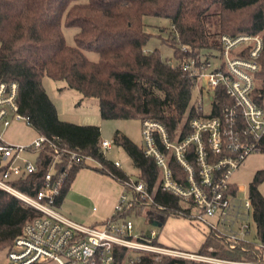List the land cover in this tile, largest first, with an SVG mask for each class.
I'll use <instances>...</instances> for the list:
<instances>
[{"label":"trees","instance_id":"1","mask_svg":"<svg viewBox=\"0 0 264 264\" xmlns=\"http://www.w3.org/2000/svg\"><path fill=\"white\" fill-rule=\"evenodd\" d=\"M146 17L168 20L170 35L163 43L173 48V64L158 49H146L153 35L145 29ZM63 27L78 29L75 46L67 44ZM225 34L262 35L264 42V0H0V83L18 84L20 113L30 118L29 126L38 136L52 142L45 143L39 152L38 172L14 182V186L35 195L54 164L65 173L60 205L78 173L90 166L71 160L63 150L92 158L99 163L95 170L119 183L129 178L101 150V127L60 120L43 85L45 77L65 82L84 98L98 99L104 120L158 121L174 136L183 127L189 132V121L203 115L192 103L196 79L183 64L220 58V40ZM91 52L98 55L97 60H90L87 53ZM258 61L261 70L257 77L264 80V49ZM216 93L214 115L220 113L221 104L231 101L222 88ZM114 142L132 158L139 172L137 181H144L152 193L160 176L155 161L126 135L116 133ZM171 166L177 176L183 174L176 162ZM262 182L264 170L249 184V193L264 243V197L258 188ZM155 200L163 207H151L148 219L162 226L172 217L187 219L178 215L182 204L176 197L159 189ZM141 208L126 209L121 216L126 218ZM37 216L40 212L0 189V247L9 249L25 223ZM212 246L223 248L215 234L206 233L199 252L209 253ZM219 255L242 257L226 251ZM155 258L147 256L142 264H202L168 256L160 261Z\"/></svg>","mask_w":264,"mask_h":264},{"label":"built area","instance_id":"2","mask_svg":"<svg viewBox=\"0 0 264 264\" xmlns=\"http://www.w3.org/2000/svg\"><path fill=\"white\" fill-rule=\"evenodd\" d=\"M220 43V58L183 64V69L196 79L195 87L203 96L195 103L203 115L189 121L190 131L183 127L173 136L158 121L142 122L143 152L160 171L158 186L151 193L144 181L129 176L121 183L125 192L113 215L100 225L80 224L59 212L58 199L65 173L59 172L54 164L35 195L14 186V182L38 172V160L33 164L21 155H39L45 143H52L47 137L39 136L29 146H11L0 138V189L40 212V216L25 223L14 239L5 264H142L147 256L175 257L202 264H264V243L260 238L246 240L251 233V223L247 222L250 214L259 234L253 200L249 193L245 204L238 203L239 187L231 181L248 156L264 152V80L257 77L264 42L262 35L225 34ZM168 62L173 64L171 59ZM218 88L231 101L221 104L220 113L214 115ZM18 95L16 82L0 83V125L8 127L15 121L30 125V118L19 111ZM207 105L209 111L205 109ZM101 142L104 153L115 143ZM54 148L59 154L56 144ZM63 153L78 163L94 161L76 152L63 150ZM56 158L59 160L60 156ZM172 161L179 165L182 175L175 174ZM114 164L121 168L119 162ZM159 189L182 204L178 215L215 234L223 248L212 246L204 254L187 252L159 243L155 230L133 234V222L121 214L141 206L163 207L155 200ZM222 251L239 253L242 257L218 256Z\"/></svg>","mask_w":264,"mask_h":264},{"label":"rangeland","instance_id":"3","mask_svg":"<svg viewBox=\"0 0 264 264\" xmlns=\"http://www.w3.org/2000/svg\"><path fill=\"white\" fill-rule=\"evenodd\" d=\"M145 23L146 31L151 34L153 33L152 38L146 45V49L151 52L158 49L162 57L166 60L173 58V48L163 43V39H167L170 35V30L167 29L168 20L146 17ZM63 31L67 44L75 46L74 35L77 33L78 29L63 27ZM87 55L90 60L98 59L96 53L91 52L87 53ZM218 63L220 64L219 60ZM43 85L49 97L57 107L60 120L78 125L99 126L102 130V141L113 140L114 142L116 133L126 135L139 147L143 148V126L140 119L104 120L101 116L98 99L84 98L79 92L69 89L65 82L54 81L49 77L43 79ZM192 94V103L200 101L203 97L201 93L199 94L196 87L193 89ZM205 109L209 111V105H207ZM38 137V134L30 128L25 121L12 122L8 127L0 125V138L11 146H29ZM105 156L114 163L119 162L121 164L120 169L126 172L133 180L138 178L139 172L125 149L114 143L111 149L105 151ZM21 157L29 160V162L33 164L38 160V154L36 153H23ZM89 163L90 166L82 169L77 177H80L79 186H77L79 191H84L83 185H89L86 187L84 195L75 196L74 194L76 198L74 200L75 202H70L68 201L69 194H71V192L73 193V191L70 190L59 209V212L63 216L84 225H94L96 222H103L111 218L118 204L117 202L125 192L124 185L119 183L115 178L95 170V168L99 167L98 162L92 161ZM263 170L264 152L248 156L245 162L239 167V170L233 174L231 181L239 187L236 196L238 203L245 204L248 201L249 184L254 180L255 175ZM258 188L264 197V182L260 183ZM129 196H131V193H129ZM114 199L115 204H112V200ZM100 201L102 206L98 204ZM95 208H101V211L97 212ZM149 210L150 208L142 206L140 211H136L126 217L134 224L133 234L138 236L141 235L143 231L149 233L151 230H155L159 233V241L167 247H174L187 252H199L201 250L207 230L199 229L193 226L189 221L187 222L185 219L177 217L170 218L164 226L159 222L155 225L154 221L146 217ZM102 216L107 217L101 219ZM247 222L251 223V233L246 236V240L258 241L259 234L254 224L253 215L250 214L247 218ZM7 250L8 248H6V246L0 247V263L2 264L6 263ZM161 258L162 256H159L156 257L155 260L160 261Z\"/></svg>","mask_w":264,"mask_h":264},{"label":"crops","instance_id":"4","mask_svg":"<svg viewBox=\"0 0 264 264\" xmlns=\"http://www.w3.org/2000/svg\"><path fill=\"white\" fill-rule=\"evenodd\" d=\"M31 128V127H30ZM33 129V128H32ZM34 130V129H33ZM35 131V130H34ZM36 132V131H35ZM37 133V132H36ZM95 161V160H94ZM97 162V161H96ZM89 165H90V163H88ZM80 173V172H79ZM79 173H78V175H79ZM78 175H77V177H78ZM76 177V179L74 180V182H73V184H72V186H71V189L70 190H72L73 191V193L71 192V194H69V199H68V201H70V202H75L74 200L76 199L75 198V196L77 195V196H79V195H84V191H85V189H86V187H88L89 185H83L82 187H83V189H84V191L82 190V191H79L78 190V187L77 186H79V182H80V177L79 178H77ZM80 188V187H79ZM70 192V191H69ZM74 194H75V196H74ZM68 195V194H67ZM64 202V201H63ZM63 202L59 205V209H60V207L62 206V204H63ZM112 204H115V199L114 200H112ZM98 204H100L101 206H102V204H101V201L98 203ZM101 208H99V209H96L95 208V210L97 211V212H99V211H101L100 210ZM107 216H102V218L101 219H105ZM108 219V218H107ZM187 221V220H186ZM103 222H105V220L103 221ZM103 222H96V224H94V225H100V224H102ZM188 222V221H187ZM93 225V224H92ZM6 255H7V252H6ZM3 264H5V263H3Z\"/></svg>","mask_w":264,"mask_h":264},{"label":"water","instance_id":"5","mask_svg":"<svg viewBox=\"0 0 264 264\" xmlns=\"http://www.w3.org/2000/svg\"><path fill=\"white\" fill-rule=\"evenodd\" d=\"M158 223V222H157ZM157 223L155 222L154 224L157 225Z\"/></svg>","mask_w":264,"mask_h":264}]
</instances>
